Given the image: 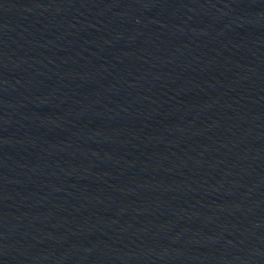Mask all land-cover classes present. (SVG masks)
<instances>
[{
  "label": "water",
  "instance_id": "1",
  "mask_svg": "<svg viewBox=\"0 0 264 264\" xmlns=\"http://www.w3.org/2000/svg\"><path fill=\"white\" fill-rule=\"evenodd\" d=\"M0 264H264V0H0Z\"/></svg>",
  "mask_w": 264,
  "mask_h": 264
}]
</instances>
